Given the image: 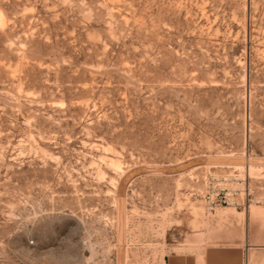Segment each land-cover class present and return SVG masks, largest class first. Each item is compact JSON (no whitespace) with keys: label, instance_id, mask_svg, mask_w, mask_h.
Here are the masks:
<instances>
[{"label":"rangeland","instance_id":"374dc122","mask_svg":"<svg viewBox=\"0 0 264 264\" xmlns=\"http://www.w3.org/2000/svg\"><path fill=\"white\" fill-rule=\"evenodd\" d=\"M232 172L243 205L207 209ZM248 235L264 264V0H0V264Z\"/></svg>","mask_w":264,"mask_h":264},{"label":"crops","instance_id":"0c3cea01","mask_svg":"<svg viewBox=\"0 0 264 264\" xmlns=\"http://www.w3.org/2000/svg\"><path fill=\"white\" fill-rule=\"evenodd\" d=\"M255 241L248 235L245 244L205 246L199 252L181 253L172 251L163 264H248L250 249Z\"/></svg>","mask_w":264,"mask_h":264},{"label":"built area","instance_id":"2783aa9c","mask_svg":"<svg viewBox=\"0 0 264 264\" xmlns=\"http://www.w3.org/2000/svg\"><path fill=\"white\" fill-rule=\"evenodd\" d=\"M244 179L238 173H226L222 175H211L205 173L202 179L200 196L207 209L213 210L219 206L238 207Z\"/></svg>","mask_w":264,"mask_h":264},{"label":"bare ground","instance_id":"6f19581e","mask_svg":"<svg viewBox=\"0 0 264 264\" xmlns=\"http://www.w3.org/2000/svg\"><path fill=\"white\" fill-rule=\"evenodd\" d=\"M251 172V171H250Z\"/></svg>","mask_w":264,"mask_h":264}]
</instances>
